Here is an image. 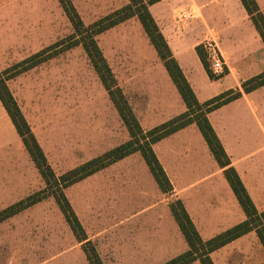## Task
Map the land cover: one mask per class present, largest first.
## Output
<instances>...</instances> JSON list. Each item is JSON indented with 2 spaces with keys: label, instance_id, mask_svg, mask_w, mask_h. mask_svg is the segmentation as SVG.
I'll return each mask as SVG.
<instances>
[{
  "label": "crops",
  "instance_id": "obj_1",
  "mask_svg": "<svg viewBox=\"0 0 264 264\" xmlns=\"http://www.w3.org/2000/svg\"><path fill=\"white\" fill-rule=\"evenodd\" d=\"M254 1L264 18V0ZM149 12L199 104L225 92L241 90L243 82L264 73V44L239 0H161L150 6ZM5 21L0 20V58L5 59L0 62V67L6 65L5 61L14 51L20 52L19 56L26 59L38 53L36 44L32 52V45L27 44L37 41L36 25L25 26L28 30L23 29L19 35H8L7 31L10 33V30L4 29ZM47 32L45 29L39 36L43 35V41H52L51 36L46 38L52 34L51 31L49 34ZM189 37L217 47L224 66L223 75L216 76V80L208 78L195 53L199 43L194 44L192 50L174 45L175 40L182 41ZM151 56L156 58L157 55L152 51ZM132 72L138 75L124 76L125 80L119 83L117 72L111 71L143 132L186 112L163 65L140 66L132 69ZM104 103V110L96 106L91 114H79L76 120L72 118L71 123L75 121V125L69 124V115L64 117L67 124L62 131L65 133L70 128L75 132L80 152L88 155L84 163L130 140L110 99H105ZM207 120L254 209L258 214L263 213L264 86L247 94L242 93L240 98L209 113ZM18 138L15 131V136L8 142L16 141L18 144ZM8 142L2 145L9 146ZM152 151L172 191L162 193L141 155L133 153L68 187L65 189L66 196L64 190V196L83 231L80 214L76 213L68 193L75 187L84 193L90 185L93 195L100 202H107L112 218L121 220L124 217L125 225L133 226L132 232L140 231L146 235L140 239L141 243H147L149 237L155 243H165L164 235L170 234L177 238L178 244L183 242L187 247L169 210V205L174 201L181 202L203 242L246 221L224 177V170L215 162L195 124L155 143ZM84 234L87 236L85 231ZM251 236L257 239L255 232H250L217 251ZM170 248L174 249L175 246ZM187 251L188 247L185 249ZM217 251L209 255L213 264L212 256Z\"/></svg>",
  "mask_w": 264,
  "mask_h": 264
},
{
  "label": "rangeland",
  "instance_id": "obj_2",
  "mask_svg": "<svg viewBox=\"0 0 264 264\" xmlns=\"http://www.w3.org/2000/svg\"><path fill=\"white\" fill-rule=\"evenodd\" d=\"M70 2L84 27L128 4L127 0ZM2 19L6 20L4 29L10 30V33L7 31L8 35H19L23 29L28 30L25 26L36 25L37 41L27 44L32 45L31 52L36 44L38 53L34 61L40 62L34 68L24 70L8 80L6 84L31 133L41 146L47 164L54 175L60 177L88 158V155L80 152L75 132L70 128L65 133L62 131V127L67 124L64 117L69 115V124L75 125L76 122L71 123V119L76 120L77 115L91 114L97 107L104 110V101L108 96L82 47L71 46L74 43V31L57 0H0ZM45 29L48 34L51 31L52 34L46 38L51 36L52 41H43V35L39 36ZM95 41L107 65L113 69L111 71L117 72L119 83L125 80L124 76L136 77L138 74L132 72L136 67L163 65L157 56H151L152 51H155L136 17L96 36ZM203 42L189 37L182 41L175 40L174 45L192 50L197 43L203 47L206 44ZM39 53L44 54L38 57ZM19 54L14 51L5 61L6 65L0 67V72L29 59ZM2 60L5 59L0 58V62ZM14 136V128L0 105V212L45 189L43 180L19 138L18 144L16 141L8 142ZM6 142L9 146L2 145ZM91 187L85 190L87 194L82 193L78 187L71 189L68 194L76 213L80 214L86 237L101 264H164L184 254L187 248L185 243L181 242L180 246L177 238L170 234L164 235L165 243H155L151 237L147 243H141L140 239L146 235L140 231L132 232L133 226H126L124 217L121 220L112 218L107 202H100L93 195ZM173 246L174 249L170 248ZM212 259L214 264H264V249L251 236L217 251ZM0 264L89 262L82 244L70 230L55 200L48 197L0 223ZM191 264L199 263L196 261Z\"/></svg>",
  "mask_w": 264,
  "mask_h": 264
},
{
  "label": "trees",
  "instance_id": "obj_3",
  "mask_svg": "<svg viewBox=\"0 0 264 264\" xmlns=\"http://www.w3.org/2000/svg\"><path fill=\"white\" fill-rule=\"evenodd\" d=\"M127 1L128 4L125 7L98 20L88 27H84L70 0H57L74 31L72 36L74 43L71 46L80 45L82 47L93 71L118 112V115L129 134L130 140L127 143L84 163L60 177H56L47 164L41 148L36 142L6 85L8 80L24 70L34 68L40 61H34L36 58L35 55L22 62L20 65H16L0 72V104L9 117L17 136L21 140L31 162L35 166L45 185L43 191L31 195L1 211L0 223L40 203L48 197H53L70 230L76 237L77 241L82 244L83 252L89 264H101L95 249L91 243L87 241L84 231L65 198L63 191L111 164L122 160L133 153H139L160 191L164 194L170 193L172 191L171 185L152 151V146L175 132L191 124H195L215 162L224 170V177L236 197L240 208L244 212L246 221L208 241L203 242L198 236V233L186 214L181 202H172L169 205V210L187 244L188 251L165 264H191L196 261H198L199 264H213L209 257L211 253L250 232H255L259 243L264 249V212L258 214L254 209V206L238 176L233 168L230 167L229 159L207 120V115L209 113L240 98L242 93L247 94L264 86V73L243 82L241 84V90L228 91L203 104H199L149 12V7L161 0ZM239 1L264 44V18L255 1ZM133 17L137 18L150 45L153 47L158 59L163 64L171 82L186 107V112L182 115L147 132L141 130L127 100L117 87L110 68L95 41L96 36ZM195 53L208 78L210 80H216L218 77L214 76L210 71L203 47L197 46L195 48ZM39 54L38 57H42L44 53ZM87 248L89 249L87 250Z\"/></svg>",
  "mask_w": 264,
  "mask_h": 264
},
{
  "label": "built area",
  "instance_id": "obj_4",
  "mask_svg": "<svg viewBox=\"0 0 264 264\" xmlns=\"http://www.w3.org/2000/svg\"><path fill=\"white\" fill-rule=\"evenodd\" d=\"M203 49L206 54L207 63L209 65L210 71L215 76L223 75L224 66L222 59L217 47L212 43H206L203 45Z\"/></svg>",
  "mask_w": 264,
  "mask_h": 264
}]
</instances>
